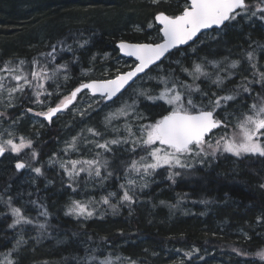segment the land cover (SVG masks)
<instances>
[{
	"label": "trees",
	"instance_id": "trees-1",
	"mask_svg": "<svg viewBox=\"0 0 264 264\" xmlns=\"http://www.w3.org/2000/svg\"><path fill=\"white\" fill-rule=\"evenodd\" d=\"M259 2L247 0L250 5ZM184 3L186 0H160L158 3L151 0H0V67L6 61L13 64L20 60L31 62L34 58L43 61L41 54L50 52L52 45L59 41L67 42L66 45L74 49L76 60H73L72 52L64 51L55 63L68 62V79H63L62 72L56 83L49 81L45 86L52 94L44 103L55 107L81 82L105 79L106 73L113 77L117 63L122 59L116 48L119 41L159 42L161 35L154 21L155 15L159 12L179 14ZM263 35L264 23L258 17H238L237 21L221 31L204 34L192 46L172 53L169 57L178 59L179 54L188 52L187 56L178 60L179 64L169 63L170 71L166 70L158 77L193 84L192 77L182 68L191 69L194 64H202L213 76L217 71L226 76L225 71L214 68L209 62H221V69H225L230 61L239 60V67L229 70L233 72L232 78L225 81V88L230 91L244 77L253 79V69L244 59L247 51L255 50L257 67L264 71ZM85 39L90 42L83 48L77 47L76 41L83 42ZM25 67L27 70L28 65ZM155 71L156 68L151 72ZM5 83L7 85L8 82ZM195 83L209 95L223 94L203 77ZM252 87L254 94L261 90L259 84ZM32 93L26 88L17 107L20 110H10L3 117L13 122L17 137L32 141L30 152L37 153V162H30L31 154L27 162L33 168L40 167L42 174H35L31 178L33 183L23 186L22 175L15 171L14 166L2 173L3 159L0 161V253L11 250L20 235L24 234L25 243L13 253L15 264H82L89 253L105 257L112 255L113 251L120 252L127 259V264L129 260L135 264H160L161 261V264H170L168 260H174L192 249H198V255L192 256L188 264L191 260L196 264H264V260L257 255L264 250V157L220 155L216 162L209 161L200 167L173 169V172H180L173 177L175 182L167 178L168 173L164 169H160L152 177L148 188L134 191V202L129 204L119 199V185L124 183L128 162L144 153L139 148L132 153L115 145L111 153L104 154L109 161L107 171L112 172V177L104 180V186L99 179L92 182L81 173L79 183L73 184L76 189L73 191L68 187L70 181L59 163L52 165L49 162L58 157L84 158L83 150L91 145L86 142L90 138H100L102 143L106 139L107 129L103 125L109 105L101 103L92 106L87 109L91 111H84L74 121L60 116V120L38 129L32 126L28 116V109L34 113V109L40 108L35 105ZM193 96L195 101L202 98L198 93ZM242 97L235 104L230 102L227 111L218 110L217 115L234 124L238 110L253 103V98L247 94L242 93ZM161 104L163 102L153 104L140 100L137 107L148 116L160 118L163 113ZM89 128L103 135L92 137L87 132ZM81 133L83 135H79ZM78 135L79 151L77 154L66 153L67 142ZM220 160L225 161L219 163ZM108 190L117 193V197L110 201L114 208L99 203ZM70 191L95 201L93 206L96 212L99 211V216L77 219L65 215ZM217 195L228 199L227 204L221 203ZM9 197L13 207L22 208L24 214L36 222L28 227L31 230L9 227L13 217L4 203ZM37 198L47 208V218L39 215L41 209L30 206L31 201L37 203ZM38 216L44 218L42 223H47L45 230H38ZM112 219L117 223L113 228L122 231L115 232L110 228L106 233L93 228L97 221L102 227ZM123 227L130 230L119 229ZM83 244L87 246L86 255L79 251ZM108 244L111 246L108 247ZM233 249L247 255H238ZM159 253H162L161 257L156 258Z\"/></svg>",
	"mask_w": 264,
	"mask_h": 264
},
{
	"label": "snow or ice",
	"instance_id": "snow-or-ice-1",
	"mask_svg": "<svg viewBox=\"0 0 264 264\" xmlns=\"http://www.w3.org/2000/svg\"><path fill=\"white\" fill-rule=\"evenodd\" d=\"M158 2L159 0H153V3ZM245 16L249 19L258 17L259 20L264 21V0H260L256 5H250L247 0H186V6L179 14L169 15L165 12H159L156 14L155 20L161 26L158 31L162 33V43L121 41L118 45L126 56L135 57L138 61L132 70L124 73L118 71V74L112 79L81 82L79 87L63 97L56 107H49L47 111L35 113L36 116H42L51 122L57 113L72 105L78 94L84 90H88L92 96L99 97L95 101L96 104L104 103L105 106H108V101L113 104L120 103L119 108L106 114L104 123L107 128L113 124V121L124 118L125 123L122 127L126 135L123 137L117 135L116 138L110 140L104 139L102 143L95 139L86 140L87 143L93 145V149H101L102 151H95L91 159L80 158L59 161L60 168L64 170L70 181L68 187L76 191L73 184L79 183L78 178L81 173L86 174L89 179L98 178L101 184L104 180L111 178L112 172L107 171L109 161L104 154L111 153L113 145L130 144L131 147L127 149L129 152L135 153L139 148L144 153L138 159L128 162L125 167V183L119 185L121 190L119 199L129 204L134 202L135 189L143 190V188L148 187V178L153 177L160 169H164L168 173L167 178L173 180L174 176L180 175L179 171L173 172V169H189L197 164L205 163L210 158L215 159L217 155L227 153L238 158L247 155L264 157V131H261L264 130V71H260L257 67L255 50L247 51L244 57L253 69V79L248 80L247 77H244L230 91L225 88V81L232 78L233 72L229 70L237 69L241 63L239 60L230 61L225 69H221V62H209L214 68L225 71L226 76H221L219 71L213 76L205 70L202 64H194L191 69L182 68L183 72L192 77L193 84L170 77H152L147 71L153 65L159 68L158 62L167 53H170L172 49H178L181 45H188L204 30L226 28L233 21H237L238 17L244 18ZM151 26L149 25V27ZM137 30L139 31V29ZM89 42L87 39L83 42L77 40L76 44L77 47L83 48ZM64 51L72 52L73 60H76L72 46L66 45L64 41H59L56 45L51 46L50 52L41 54L44 58L43 61L34 58L31 62L24 60H20L16 64L11 61L4 62L3 67H0V95L7 91L8 97L11 99L14 93H23L27 88L33 90L32 94L36 97V102L42 104L43 101L39 98L41 96L47 98L52 94L45 87L49 81L56 83L62 72L63 79H68V62L55 63L57 57ZM26 65H28L27 70ZM9 77L16 82L12 87H7L5 83ZM201 77L210 80L223 94L212 93L209 95L207 91L202 90L200 85L195 83ZM137 79H154L157 85H162V87L155 94H152V89L133 88ZM253 84H259L261 92L254 94ZM128 88H133L135 93L134 97L131 98V104L123 100ZM197 93L203 98L200 101L193 99V95ZM242 93L253 98V103L246 105L247 111L238 110L239 114H234L236 121L234 124L227 119L218 118L217 111H227L230 102L235 104L238 99H243ZM140 97L152 101L153 104L162 101L163 104L160 106L163 108V113L159 119L151 123L139 124L134 132L127 118L134 115L137 121L145 119L141 113L136 111ZM164 105L168 107L164 108ZM91 107L90 104L89 108ZM28 111L31 112L32 109H28ZM80 114L83 115L84 113L80 112ZM230 124L231 130H229ZM217 129L220 130L219 134L214 132ZM111 131L119 133L120 127H111ZM87 132L92 137L103 135L94 128L87 129ZM79 135H83V133ZM79 135L67 142L66 153L79 151L77 146ZM31 146L32 141L26 140L24 137H20L18 143L13 138L0 140V156H4L6 152L19 155L24 149H30ZM36 156L37 153L32 151L31 158L34 160ZM51 163H56V161H51ZM15 167L18 170L29 167L36 174H42L40 167L33 168L26 161H17ZM102 170H104L103 175ZM173 182L175 181L173 180ZM116 197V192H109L101 197L99 203L114 208L115 205H112L110 200ZM4 203L8 206L13 217V222L9 225L10 228L21 226L23 229V226L36 223L24 214L22 208L12 206L11 197ZM30 203L38 209H42L39 211L40 216L45 218L49 216L44 205L37 204L35 201ZM94 203L93 200H72L65 215L74 216L77 219H89L96 212ZM37 226L41 230L48 227L47 223H39ZM24 243L23 236L20 235L11 250L0 253V257H2L0 264H15L13 253L17 252ZM233 251L241 256L247 255L239 249H233ZM187 255L191 256L190 253ZM257 255L261 260H264V250L258 252ZM82 264H113V261L110 257L101 260L94 253H89L82 260ZM128 264H135V262L129 260Z\"/></svg>",
	"mask_w": 264,
	"mask_h": 264
},
{
	"label": "rangeland",
	"instance_id": "rangeland-1",
	"mask_svg": "<svg viewBox=\"0 0 264 264\" xmlns=\"http://www.w3.org/2000/svg\"><path fill=\"white\" fill-rule=\"evenodd\" d=\"M152 2H153V0H151ZM160 1V0H159ZM260 1V0H259ZM183 2V1H182ZM181 2V3H182ZM186 6V3H184V5H183V8ZM156 16V15H155ZM264 22V21H263ZM263 38H264V35H263ZM186 54H188V52L186 53V52H182L181 54H179L178 55V59L176 58H171V57H168L167 58V60H166V62L164 63V64H166V65H160V67L159 68H156V71L155 72H149V75L150 76H152V77H158L159 75L160 76H162V73L163 72H165L166 70H168V71H170V69H169V63H173V64H179V62H178V60L181 58H184L185 56H187ZM117 66L118 67H116V69L114 70L115 72H114V77L118 74V71H119V73H122V72H124L125 70H129L130 68H132L133 66H134V64L132 63V62H129L128 60H119L118 61V63H117ZM5 75H7V74H5ZM104 75H106V76H104L105 77V79L106 78H111V75L110 74H108V73H106V74H104ZM96 76H98V75H96ZM6 82V81H5ZM7 87H12L13 85H15V81L14 80H12L10 77H9V79L7 80ZM46 86V85H45ZM162 87V85L161 86H158L157 85V83H156V81L154 80V79H144V80H139V81H137V83L133 86V88H146V89H152V94H155L156 92H158L159 90H160V88ZM133 88H131L124 96H123V100H125V101H127L129 104H131L132 103V97H134V95H135V93H134V90H133ZM71 91V90H70ZM69 91V92H70ZM32 92H33V90H32ZM260 92H261V90H260ZM35 97V96H34ZM23 97H22V93H20V92H17V93H14L13 94V97L11 98V99H9V97H8V94H7V91H5L2 95H0V113H2V115H0V125H2L3 124V126H0V140H6V139H9V138H13L14 140H15V142H19V138L20 137H17L16 136V132L14 131V127H12V125H13V122H11L9 119H6V118H4L3 116L5 115V114H7V112L8 111H10V110H20V109H18L17 107H19V103H20V100L22 99ZM195 97L193 96V99H194ZM40 100H42L43 101V103L41 104V103H37L36 102V97H35V105H39V110H37V109H34L35 111H34V113H29V118H30V122H31V124H32V126L33 127H36V128H38V129H42V128H44L47 124L45 123V121L43 120V117L42 116H36L35 115V113H37V112H42V111H47V109L50 107L48 104H46V103H44V101H45V97L44 96H41L40 98H39ZM97 99H99V98H92V97H90L89 95H84V96H82L80 99H79V101L77 102V104L74 106V107H72L71 109H69L67 112H65V113H63L61 116H64V117H66V118H68V119H70L71 121H74V120H76V118L78 117V116H80L81 114H80V112H84V111H91V110H87L88 108H89V105L91 104L92 106H98V105H100V104H96L95 103V101L97 100ZM201 99H203V98H201ZM140 100H143V101H146V102H148V103H153L152 101H150V100H147V99H145L144 97H140L139 98V101ZM160 102H162V101H160ZM120 107V103L118 102V103H115V104H110V106L107 108V110H108V112H111L112 110H114V109H116V108H119ZM136 111L137 112H139V113H141L142 115H143V117H145V119H142V120H139V121H137L136 119H135V116L133 115V116H129L128 118H127V121L129 122V123H131V125H132V130L135 132L136 130H137V127H138V125L139 124H147V123H151V122H153L154 120H157V119H159V118H155V117H153L152 115L151 116H148L147 114H145V112L144 111H142V110H140L138 107L136 108ZM61 118H57L56 120H60ZM122 120H121V122H118L117 120L116 121H113V124L111 125V126H108L107 128L105 127V124L103 125V128H106L107 129V132H106V139H114V138H116V136L117 135H119V136H121V137H123V136H125L126 135V133H125V131H124V129H123V124L125 123V119L124 118H121ZM7 122V124H6V126H4V123H6ZM116 126H119L120 127V131H119V133H116V132H112L111 131V127H116ZM261 131H264V130H261ZM219 132L220 131H218V132H216V134H219ZM9 133H11V136H9ZM26 139V138H25ZM93 139H95V140H99V141H101V139L100 138H90L89 140H93ZM26 140H28V139H26ZM113 146H115V145H113ZM112 146V147H113ZM116 146H118V147H125L126 149H128V148H130L131 147V145L130 144H125V145H116ZM85 148V150H83L84 151V154H85V156H84V159H89L88 157L90 156V155H93L94 154V152L97 150V149H93V145L91 144V145H88V146H85L84 147ZM125 151V150H124ZM69 152H71L72 154H77V152H72V151H69ZM25 153H28L27 155H24ZM31 154V152H30V149H28V148H26V149H24L19 155H17V154H15V153H11V152H7L6 154H5V157H0V158H3V170L1 171L2 173L4 172H6V170H9L10 169V167L11 166H14L15 167V164L17 163V161H26L27 162V158H28V156ZM225 155H228V156H232V157H235V156H233V155H231V154H225ZM220 155H217V157L215 158V159H209L208 161H206L205 163H203V164H197L195 167H192V168H196V167H200V166H202V165H205L207 162H209V161H211V162H216L217 161V159H218V157H219ZM247 156H252V155H247ZM253 157H256V156H253ZM80 159V158H79ZM2 159H0V161H1ZM66 160H68V158H63V157H58V158H56V159H51L50 160V164H52V165H54V164H57V163H59V161H66ZM72 160H75V159H72ZM51 161H56V163H51ZM222 161H225V160H220L219 161V163H221ZM30 162H32V164H34L35 162H37V159H30ZM28 163V162H27ZM24 171H22L21 172V170L20 171H18L17 169H15V171L17 172V173H19V174H21L22 176L20 177L22 180H24V181H22V183H23V186L24 185H26V184H32L33 183V181H32V179L31 178H33L34 176H35V172L34 171H32L31 170V168H29V167H26L25 169H23ZM197 172H201L200 170H197ZM82 175V174H81ZM81 175H80V177H81ZM37 177V176H36ZM87 177V176H86ZM38 178V177H37ZM138 180H139V178H137ZM260 180H261V178H259ZM98 180V178H95V179H91V181L92 182H96ZM152 181V177H150V178H148V184L150 183ZM124 183H125V180H124ZM101 184V183H100ZM33 187H36V185H32ZM102 186H104V184H102ZM146 188H148V187H146ZM146 188H143V190H145ZM135 190H140L139 188H137V189H135ZM140 191H142V190H140ZM109 192H111V191H109L108 190V193ZM218 196V195H217ZM219 197V199L221 200V203H223V204H227V200L228 199H226L225 197L223 198L222 196L220 197V196H218ZM72 200H80V201H83V200H86V201H88V200H91L90 198H85V197H83V195L81 196V195H76L73 191H70L68 194H67V207H68V205L71 203V201ZM110 201H112V200H110ZM37 204H41V203H39L38 202V198H37ZM30 206H34L33 208H35V209H37V210H39L37 207H35V205H33L32 203H30ZM107 207H110L109 205H106ZM47 209V208H46ZM42 210V209H41ZM33 211V210H32ZM48 211V210H47ZM33 212H36V211H33ZM30 215H33V216H36L35 214H33V213H30ZM261 214H259L258 213V217H261L260 216ZM97 216H99V211L97 210V212H95V214L90 218V219H92V218H95V217H97ZM102 216V214L100 215V217ZM43 217V216H42ZM107 217H109V215L107 216ZM114 219H112V220H107V222L101 227V226H99V224H100V222L99 221H97L96 223H94L93 225H94V229L96 230V231H98V232H100V231H103V232H106V233H108L110 230V228H112V230L114 231L115 230V232H118V231H122V230H117L116 231V228L114 229L113 228V226L116 224L117 225V223H115L114 221H113ZM44 221V218H41L40 216H38V220H37V225L39 224V223H42ZM96 224V225H95ZM29 226H31V225H26V226H23V229H21V226H19L20 227V229L22 230V231H24V230H31V229H28V227ZM119 229H123V230H125V231H129L130 230V228H127V229H124V227L123 228H119ZM38 230H41V229H39V227H38ZM111 230V231H112ZM102 233V232H101ZM112 232H110V234H111ZM23 237H24V234H21ZM88 245H89V243H88ZM111 245L110 244H108V247H110ZM172 248H170L167 252H169L170 250H171ZM79 251H81V254L82 255H86L87 253H88V250H87V246H86V244H83L81 247H80V249H79ZM166 252V253H167ZM191 254V256L189 257V255H187V254ZM189 253H187V252H185V254H181V255H179V257L178 258H176V259H174V260H168V262L170 263V264H188V260H190V258L192 257V256H197L198 255V251H196V250H194V249H192ZM211 253L212 254H214V252L213 251H211ZM161 254L162 253H159L158 255H157V257L156 258H159V257H161ZM105 257H110L111 259H112V261H113V264H127V259H125L124 258V256L119 252V253H117V252H114L113 251V254L112 255H110V256H105ZM105 257H99L98 256V258L99 259H104ZM162 258H163V256H162ZM166 259V258H165ZM162 263V261L160 262V264ZM218 264H223V263H219V262H217ZM190 264H196V263H193V261L191 260V263Z\"/></svg>",
	"mask_w": 264,
	"mask_h": 264
},
{
	"label": "water",
	"instance_id": "water-1",
	"mask_svg": "<svg viewBox=\"0 0 264 264\" xmlns=\"http://www.w3.org/2000/svg\"><path fill=\"white\" fill-rule=\"evenodd\" d=\"M156 21V20H155ZM156 24L158 25V26H160L159 25V23L156 21ZM161 27V26H160ZM214 29H208V30H204L202 33H200L199 35H198V37L194 40V41H190L189 42V44L188 45H181V46H179V48L178 49H183V48H187V47H189L191 44H193L194 42H196L198 39H199V37L203 34V33H205V32H211V31H213ZM216 30V29H215ZM162 34V33H161ZM121 41H119L117 44H116V48H117V50H118V52H119V54H120V56L121 57H123V58H126V59H131V60H134V61H136L137 63H138V61L135 59V57H128V56H126L120 49H119V47H118V45H119V43H120ZM126 42H129V41H126ZM163 41H161L160 43H162ZM129 43H133V42H129ZM150 44H153V43H150ZM176 49H172L171 50V52L170 53H167L166 54V56L164 57V58H162V60L160 61V62H158L159 64H161L163 61H164V59L169 55V54H171V53H173L174 51H175ZM155 65H153L149 70H147L148 72L154 67ZM135 67V66H134ZM132 70V69H131ZM130 71V70H129ZM141 75H143V74H141ZM94 80H96V79H94ZM138 80V79H137ZM92 81V80H91ZM129 89V88H128ZM127 89V90H128ZM126 90V91H127ZM83 92H88V90H84V91H82L81 93H83ZM81 93H79L78 94V96L81 94ZM90 93V92H89ZM78 96H77V98H78ZM98 97V96H97ZM77 98H76V100H77ZM75 103V102H74ZM73 103V104H74ZM107 103H111V101H108ZM72 104V105H73ZM72 105H70V106H72ZM69 106V107H70ZM68 107V108H69ZM67 108V109H68ZM65 111V110H64ZM64 111H62V112H60V113H57L56 114V116H54L53 118H52V121L50 122V123H52L54 120H56V118H58V115H60L61 113H63ZM44 118V117H43ZM45 119V118H44ZM45 121H48L47 119H45ZM49 122V121H48ZM219 129H217V130H214V132L215 131H218ZM5 155V154H4ZM0 157H2V156H0ZM18 170V169H17ZM21 170V172L22 171H24L23 169H20ZM20 170H18V171H20Z\"/></svg>",
	"mask_w": 264,
	"mask_h": 264
},
{
	"label": "bare ground",
	"instance_id": "bare-ground-1",
	"mask_svg": "<svg viewBox=\"0 0 264 264\" xmlns=\"http://www.w3.org/2000/svg\"><path fill=\"white\" fill-rule=\"evenodd\" d=\"M76 33V32H75ZM67 43V42H66ZM76 44V43H75ZM73 54V53H72ZM64 56V55H63ZM33 59V58H32ZM104 133V132H103Z\"/></svg>",
	"mask_w": 264,
	"mask_h": 264
}]
</instances>
